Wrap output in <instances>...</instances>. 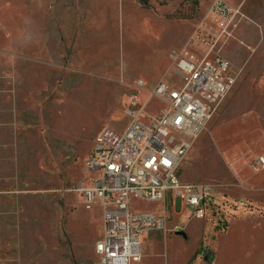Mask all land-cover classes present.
Returning <instances> with one entry per match:
<instances>
[{"label":"rangeland","instance_id":"obj_1","mask_svg":"<svg viewBox=\"0 0 264 264\" xmlns=\"http://www.w3.org/2000/svg\"><path fill=\"white\" fill-rule=\"evenodd\" d=\"M226 1L241 8L231 25L213 0H0V264H96L102 208L75 187L102 174L86 170L97 133L124 131L125 110L175 80L174 56L210 48L241 72L181 162L183 182L212 185L207 216L175 204L142 247L170 251L162 264H264V179L251 164L264 156V0ZM243 190L245 206L226 207L237 216L218 213Z\"/></svg>","mask_w":264,"mask_h":264},{"label":"built area","instance_id":"obj_2","mask_svg":"<svg viewBox=\"0 0 264 264\" xmlns=\"http://www.w3.org/2000/svg\"><path fill=\"white\" fill-rule=\"evenodd\" d=\"M212 11L228 25L241 8L226 0H213ZM231 26L225 31L232 36ZM200 59L174 56L175 80L160 81L149 90L139 111L127 108L128 127L122 131L106 126L96 135L86 170L102 171L75 187L85 203H97L103 212V232L95 242L96 264H134L143 258L141 237L152 230H166L168 209L177 201L196 205L194 217L207 216L212 185L183 182L181 162L201 132L234 88L240 69L232 68L222 55ZM140 87L144 82L140 81ZM157 98L154 112L146 107ZM132 104L138 98H131ZM264 166V156L251 162ZM134 199L158 202L157 210L137 211Z\"/></svg>","mask_w":264,"mask_h":264},{"label":"crops","instance_id":"obj_3","mask_svg":"<svg viewBox=\"0 0 264 264\" xmlns=\"http://www.w3.org/2000/svg\"><path fill=\"white\" fill-rule=\"evenodd\" d=\"M133 97V96H132ZM250 163H248V165H249ZM250 166V165H249ZM251 167V166H250ZM256 170H258L257 172H258V174H259V176L257 177L258 178V181H261V180H263L264 179V167L263 166H259V167H256L255 168ZM263 178V179H262ZM229 197V196H228ZM231 197H233L234 199H233V203H232V206H233V208L232 207H229L228 206V198H225L224 199V203H225V207L223 208V206H219V205H217V207L216 208H218L217 209V211H218V213H222V215H227V216H231V214L234 216V215H236L237 216V212H233V213H230L228 210H227V208H230L231 210H236V208H238L239 207V204H241V206L240 207H243V206H245V190H243L241 193H240V195L239 196H234V195H232L231 194ZM237 197H241V198H237ZM237 198V199H236ZM237 201H239L238 203H237ZM224 203H222L221 205H223ZM176 207H177V209H180V207H181V203H180V201H177L176 202ZM227 207V208H226ZM221 210V211H220ZM227 213V214H226ZM222 220V219H221ZM224 222V221H223ZM227 222L228 221H226V223L225 224H223V225H225L226 226V224H227ZM226 227H230V226H226ZM225 227V228H226ZM175 228H180V229H185V228H183V227H181L180 225H176L175 226ZM186 230V229H185ZM153 231V230H152ZM158 231H160V230H158ZM179 235V234H178ZM182 236V235H181ZM155 242H150V243H148V244H145L143 247H142V250H143V258H142V260H141V262L143 261V260H145L146 261V264H162V257L164 256V255H168V252H170V251H168V250H166V249H164L163 251L162 250H160L159 248H157L158 246H157V244H154ZM141 262H138V264L139 263H141Z\"/></svg>","mask_w":264,"mask_h":264},{"label":"water","instance_id":"obj_4","mask_svg":"<svg viewBox=\"0 0 264 264\" xmlns=\"http://www.w3.org/2000/svg\"><path fill=\"white\" fill-rule=\"evenodd\" d=\"M175 232H176L177 234H180V235L186 236V232H185L183 229H180V228L175 229Z\"/></svg>","mask_w":264,"mask_h":264}]
</instances>
